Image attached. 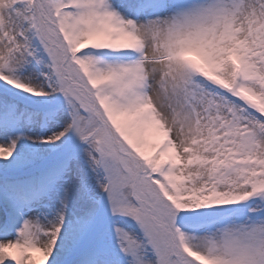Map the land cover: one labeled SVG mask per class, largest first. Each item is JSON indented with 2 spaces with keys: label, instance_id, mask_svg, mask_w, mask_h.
<instances>
[{
  "label": "snow or ice",
  "instance_id": "1",
  "mask_svg": "<svg viewBox=\"0 0 264 264\" xmlns=\"http://www.w3.org/2000/svg\"><path fill=\"white\" fill-rule=\"evenodd\" d=\"M0 264H264V0H0Z\"/></svg>",
  "mask_w": 264,
  "mask_h": 264
}]
</instances>
